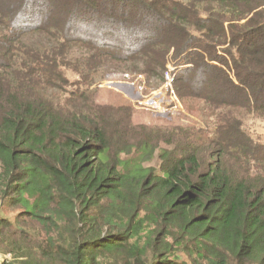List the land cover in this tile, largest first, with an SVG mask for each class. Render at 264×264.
I'll return each instance as SVG.
<instances>
[{
	"label": "trees",
	"instance_id": "obj_1",
	"mask_svg": "<svg viewBox=\"0 0 264 264\" xmlns=\"http://www.w3.org/2000/svg\"><path fill=\"white\" fill-rule=\"evenodd\" d=\"M50 1L39 20L21 8L43 0H0L3 251L23 264H264V131L224 110L264 116V0ZM170 55L192 64L175 87L222 114L213 129L134 124L127 107L109 124L62 71L86 85L118 61L162 78Z\"/></svg>",
	"mask_w": 264,
	"mask_h": 264
},
{
	"label": "rangeland",
	"instance_id": "obj_2",
	"mask_svg": "<svg viewBox=\"0 0 264 264\" xmlns=\"http://www.w3.org/2000/svg\"><path fill=\"white\" fill-rule=\"evenodd\" d=\"M44 4L40 7H35L31 4H25L21 8V13L23 17L33 16V19L43 20L46 18L48 10L50 9V4L52 1L43 0ZM95 22V20H94ZM115 33L117 35L121 32V29L117 30ZM127 34H140L143 37H151L152 33L146 29H130L127 30ZM123 34V33H122ZM123 36V35H121ZM80 54H84L79 51ZM78 54V52H77ZM97 64H101L93 75H91L90 80L88 78V83L86 85L79 84L81 79V74L76 73L73 70L63 69L65 80L68 81L66 87L68 89H76L80 86L81 89L88 88L89 94L92 95L91 107L88 112L91 113L92 117L97 119H102L107 123H112L115 118L117 110L121 107H127L133 110L132 121L134 124H146L151 126L167 127L170 126H183V127H203L212 128L217 124L218 118L221 117V113L214 112L210 113L206 105L203 104L201 99L192 97L185 91L178 89L174 86L173 98L168 101L170 94L160 95L158 99L162 100L163 103H170V108L164 109L160 112L149 110L148 104L151 101H145L147 95L150 91L159 89L164 85V78L161 77H149L145 73H125L123 65L119 64L118 61H102ZM127 69H132L131 65L123 63ZM71 68V67H69ZM95 70V69H93ZM65 71V72H64ZM130 71V70H128ZM164 73V72H163ZM146 81V90L140 92V85L142 82ZM74 82V84H72ZM148 88V89H147ZM68 96L67 93H60V98L65 99ZM143 101V102H142ZM227 112H232L235 116L243 120L245 127H252L256 131L259 129L264 131V116H259L247 111H237V107H227L224 108ZM219 111V110H218ZM165 130V129H164ZM172 132V131H171ZM176 142V140H175ZM163 147L168 145L163 144ZM172 148V146H170ZM160 159L155 156L151 165L159 168ZM19 210L16 208L5 209L8 217L13 218V215ZM13 220V219H12ZM28 222V221H26ZM22 229V226L17 227ZM25 228H27L25 226ZM44 238V237H43ZM10 240H16L15 237L11 236ZM26 258L19 256L18 254L12 252L3 251V247L0 246V264H23Z\"/></svg>",
	"mask_w": 264,
	"mask_h": 264
},
{
	"label": "built area",
	"instance_id": "obj_3",
	"mask_svg": "<svg viewBox=\"0 0 264 264\" xmlns=\"http://www.w3.org/2000/svg\"><path fill=\"white\" fill-rule=\"evenodd\" d=\"M192 64H186L181 59H175L173 55L167 57L166 69L163 73L164 85H162L159 89L150 91L145 97V101H151V104H148V109L153 111H162L164 109L170 108V103H163L162 100L158 99L160 95L170 94L169 99L174 93V86L177 79L178 74L186 67L191 66ZM148 89V88H147ZM146 90V81L142 82L140 85V92H144ZM173 98V96H172ZM143 102V101H142ZM160 110V111H159Z\"/></svg>",
	"mask_w": 264,
	"mask_h": 264
}]
</instances>
